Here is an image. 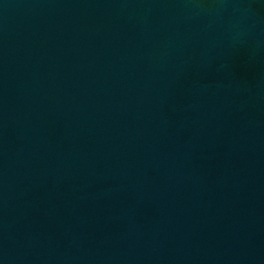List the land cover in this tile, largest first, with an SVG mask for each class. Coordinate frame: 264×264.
I'll list each match as a JSON object with an SVG mask.
<instances>
[{
    "label": "water",
    "instance_id": "95a60500",
    "mask_svg": "<svg viewBox=\"0 0 264 264\" xmlns=\"http://www.w3.org/2000/svg\"><path fill=\"white\" fill-rule=\"evenodd\" d=\"M0 264H264V0H0Z\"/></svg>",
    "mask_w": 264,
    "mask_h": 264
}]
</instances>
